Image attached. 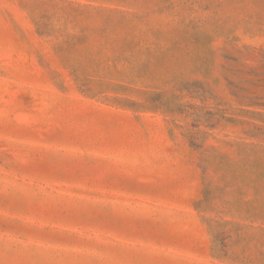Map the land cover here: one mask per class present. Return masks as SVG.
<instances>
[{"label": "rangeland", "instance_id": "rangeland-1", "mask_svg": "<svg viewBox=\"0 0 264 264\" xmlns=\"http://www.w3.org/2000/svg\"><path fill=\"white\" fill-rule=\"evenodd\" d=\"M0 264H264V0H0Z\"/></svg>", "mask_w": 264, "mask_h": 264}]
</instances>
